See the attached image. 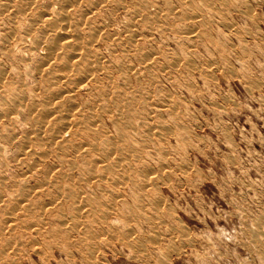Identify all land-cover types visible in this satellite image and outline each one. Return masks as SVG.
<instances>
[{"label":"rangeland","instance_id":"obj_1","mask_svg":"<svg viewBox=\"0 0 264 264\" xmlns=\"http://www.w3.org/2000/svg\"><path fill=\"white\" fill-rule=\"evenodd\" d=\"M30 1L0 0V264H264V0Z\"/></svg>","mask_w":264,"mask_h":264},{"label":"bare ground","instance_id":"obj_2","mask_svg":"<svg viewBox=\"0 0 264 264\" xmlns=\"http://www.w3.org/2000/svg\"><path fill=\"white\" fill-rule=\"evenodd\" d=\"M13 1H14V0H13ZM15 1H16V0H15ZM24 1H25V0H24ZM31 1H32V0H31ZM31 1H30V2H31ZM33 1H34V0H33ZM33 1H32V3H33ZM51 1H52V0H51ZM61 1H62V0H61ZM61 1H60V2H61ZM68 1H69L68 4H70V2H72V0H71V1H70V0H67V2H68ZM76 1H77V0H76ZM76 1H75V2H76ZM87 1H88V0H87ZM119 1H120V0H119ZM18 2H19V1H18ZM18 2H15V3H18ZM34 2H35V1H34ZM52 2H54V1H52ZM56 2H57V0H56ZM58 2H59V0H58ZM73 2H74V1H73ZM75 2H74V3H75ZM79 2H80V1H79ZM19 3H20V2H19ZM21 3H22V2H21ZM26 3H27V1H26ZM50 3H51V2H50ZM65 3H66V2H65ZM154 3H155V2H154ZM36 4H38V6H39V4H40L39 1H38V3H36ZM41 4H42V3H41ZM51 4H53V3H51ZM51 4H49V5L46 4V6H45V7H46V11H45V9L43 8V9H44L43 12H45V13H44V15H43V14H41V15H43V17H44V18L46 17V18L44 19V18H42L41 16H40V17L43 19L44 24L46 23V25H47V23H48V26H49L48 28H51V29H52V28H53V29L58 28L59 30H61L60 32H63V30H65L66 28H68V25H69V24H68V23H69V22H68V20H69L68 17H70L71 14H70V16H68V13L65 11V13H64L63 15H62V14H60V15L58 14L59 16H57L56 18H54V16H53V18H52V17H51L52 12H51V13L49 12V11H50L49 6H50ZM54 4H55V3H54ZM60 4H63V3H60ZM162 4H163V3H162ZM5 5H6V4H5ZM14 5H15V4H14ZM19 5H20V4H19ZM19 5H17V6H19ZM44 5H45V3H44ZM64 5L66 6V4H64ZM74 5H75V4H74ZM91 5H92V4H91ZM103 5H104V3H103ZM116 5H117V4H116ZM7 6H8V5H7ZM12 6H13V5H12ZM28 6H29V5H28ZM33 6H35V5H33ZM42 6H43V5H42ZM56 6H57V5H56ZM60 6H61V5H60ZM72 6H73V4H72ZM10 7H11V5H10ZM20 7H21V6H20ZM25 7H26V10H27V6H25ZM25 7H24V8H25ZM29 7H30V6H29ZM40 7H41V6H40ZM62 7H63V6H62ZM66 7H67V6H66ZM75 7H76V6H75ZM7 8H8V7H7ZM14 8H15V7H14ZM35 8H36V7H34L33 9H35ZM38 8H39V7H37V9H38ZM41 8H42V7H41ZM58 8H59V6H58ZM9 9H10V8H9ZM16 9H17V8H16ZM18 9H19V8H18ZM33 9L31 10L32 12H33ZM53 9H54V8H53ZM67 9L69 10V7H68ZM67 9H66V10H67ZM72 9H73V8H72ZM4 10L6 11V9H4ZM7 10H8V9H7ZM20 10H21V9H20ZM28 10H29V9H28ZM38 10H39V9H38ZM48 10H49V11H48ZM64 10H65V9H64ZM70 10H71V9H70ZM170 10H171V9H170ZM8 11H9V10H8ZM16 11H17V10H16ZM35 11H36V10H34V13H35ZM52 11H53V10H52ZM61 11H62V10H61ZM158 11H160V10H158ZM37 12H38V11H37ZM39 12H40V11H39ZM41 12H42V11H41ZM41 12H40V13H41ZM57 12H58V11H57ZM73 12H74V11H73ZM139 12H140V11H139ZM4 13H5V12H3V14H4ZM10 13H11V11H10ZM10 13H9V14H10ZM14 13H15V12H14ZM59 13H60V12H59ZM74 13H75V12H74ZM11 14H13V13H11ZM17 14H18V13H17ZM36 14H37V13H36ZM36 14H35V15H36ZM38 14H39V13H38ZM157 14H158V13H157ZM157 14H156V15H157ZM159 14H160V13H159ZM200 14H201V13H200ZM1 15H2V14H1ZM4 15H5V14H4ZM15 15H16V14H15ZM52 15H53V14H52ZM54 15H55V14H54ZM150 15H151V17L153 16V14H150ZM12 16H13V15H12ZM18 16H19V15H18ZM85 16H86V15H85ZM89 16H90V15H89ZM159 16H160V15H159ZM7 17H8V16H7ZM9 17H10V16H9ZM9 17H8V18H9ZM15 17H16V16H15ZM71 17H72V16H71ZM87 17H88V16H87ZM34 18H35V20H36V19L39 18V17H37V18L34 17ZM72 18H73V17H72ZM72 18L70 19L71 21L73 20ZM154 18H155V17H154ZM156 18H158V17H156ZM160 18H161V17H160ZM81 19L83 20V17H82ZM161 19H163V17H162ZM161 19H160V20H161ZM190 19H191V18H190ZM28 20H29V19H28ZM40 20H41V19H40ZM70 20H69V21H70ZM74 20H75V19H74ZM84 20H86V19H84ZM155 20H156V19H155ZM19 21H20V20H19ZM33 21H34V20H33ZM36 21H38V20H36ZM79 21H80V19H79ZM153 21H154V19H153ZM41 22H42V21H41ZM41 22H40V23H41ZM75 22H78V20H76ZM80 22L83 23V21H80ZM90 22H91V21H89V23H90ZM145 22H146V21H145ZM188 22H189V21H188ZM194 22H195V21H194ZM17 23H18V22H17ZM37 23H38V22H37ZM149 23H150V21H149ZM155 23H156V22H155ZM176 23H177V22H176ZM29 24H30V23H29ZM33 24H34V23H33ZM38 24H39V23H38ZM74 24H75V23H74ZM90 24H91V23H90ZM90 24H89V25H90ZM157 24H158V23H157ZM18 25H19V24H18ZM31 25H32V23H31ZM34 25H35V24H34ZM42 25H43V24H42ZM75 25H76V24H75ZM83 25H85V23H83ZM87 25H88V24H87ZM91 25H92V24H91ZM161 25H162V24H161ZM38 26H39V25H38ZM43 26H44V25H43ZM43 26H42V27H43ZM71 26H72V24H71ZM71 26H70V27H71ZM77 26H78V25H77ZM163 26H164V25H163ZM15 27H16V26H15ZM25 27H26V26H25ZM44 27H45V26H44ZM44 27H43V28H44ZM70 27H69V28H70ZM85 27H86V26H85ZM168 27H170V26H168ZM28 28H30V27L28 26ZM37 28H38V27H37ZM37 28H36V29H37ZM71 28H73V27H71ZM80 28H81V27H80ZM86 28H87V27H86ZM86 28H85V29H86ZM31 29H32V28H31ZM33 29H34V26H33ZM36 29H35V30H36ZM41 29H42V28H41ZM45 29H46V28H44V30H45ZM51 29H50V30H51ZM53 29H52V31H54V33H55V30H53ZM163 29H164V28H163ZM47 30H48V29H46V31H47ZM56 30H57V29H56ZM71 30H72V29H71ZM87 30H88V28H87ZM28 31H30V30H28ZM36 31H37V30H36ZM66 31H67V30H66ZM69 31H70V30H69ZM39 32H40V33H36V32H34L33 34H40L39 36H41V32H42V31H39ZM70 32H71V31H70ZM73 32H74V31H73ZM88 32H89V31H88ZM96 32H97V31H96ZM44 33H46V32L44 31L42 34H44ZM48 33H49V32H48ZM56 33H57V32H56ZM58 33H59V32H58ZM80 33H81V32H80ZM16 34H17V32H16ZM46 34H47V33H46ZM64 34H68V35H69V34H71V33H63L62 36H64ZM75 34H76V32H75ZM92 34H93V33H92ZM92 34H91V35H92ZM120 34H121V33H120ZM181 34H182V33H181ZM28 35H29V34H28ZM28 35H27V36H28ZM31 35H32V34H31ZM47 35H48V34H47ZM54 35H55V34H54ZM79 35H80V34L77 33L76 38H77V36H79ZM94 35H95V34H94ZM9 36H10V35H9ZM34 36H35V35H34ZM36 36H38V35H36ZM39 36H38V39H39ZM45 36H46V35H45ZM58 36L61 37L60 33H59ZM70 36H71V35H70ZM81 36H82V35H81ZM81 36H80V37H81ZM41 37H42V39L44 38V36H41ZM47 37H49V36H47ZM80 37H79V38H80ZM83 37H84V36H83ZM117 37H118V36H117ZM57 38H58V37H57ZM57 38H54V39L51 40V41H52V45H51V47H53L54 49H57V50H58V48H60V47L62 48V46H64V45L61 44V43H60L61 40H57ZM64 38H65V37H63V39H64ZM72 38H73V37H72ZM85 38H87V37L85 36ZM11 39H12V38H11ZM44 39H45V38H44ZM44 39H43V40H44ZM48 39L50 40L51 38H48ZM58 39H59V38H58ZM61 39H62V38H61ZM43 40H42V41H43ZM64 40H65V39H64ZM66 40H68V38H67ZM66 40H65V42H66ZM69 40H70V39H69ZM71 40H72V39H71ZM71 40H70V41H71ZM81 40H82V38H80L79 41H81ZM84 40H85V39H84ZM84 40H83V42H84ZM121 40H122V39H121ZM35 41H37V38L35 39ZM39 41H41V40H39ZM70 41H69V42H70ZM72 41H73V40H72ZM43 42H45V41H43ZM63 42H64V41H63ZM63 42H62V43H63ZM73 42H75V41H73ZM73 42L70 43V44L67 43V45H65V46H69V45L73 44ZM9 43H10V42H9ZM31 43H32V42H31ZM40 43H41V42H40ZM45 43H46V42H45ZM76 43H78V42H76ZM80 43H82V42H80ZM80 43H79V44H80ZM84 43H86V41H85ZM89 43H90V41H89ZM132 43H133V42H132ZM33 44H34V42H33ZM36 44H38V43H36ZM36 44H35V45H36ZM41 44H43V43H41ZM79 44H78V45H79ZM82 44H83V43H82ZM86 44H87V43H86ZM86 44H84V45H86ZM38 45H39V44H38ZM48 45H49V43H48ZM75 45H77V44H75ZM124 45H125V44H124ZM39 46H40V45H39ZM39 46H38V48H39ZM44 46H45V45H44ZM81 46H82V45H81ZM40 47H41V46H40ZM51 47H50V48H51ZM73 47H74V46H73ZM78 47H79V46H78ZM47 48L50 49L49 46H48ZM61 48H60L59 50H61ZM64 48H65V47H63L62 49H64ZM69 48H70V47H69ZM81 48H82V47H81ZM81 48H80V50H82ZM85 48H86V47H85ZM87 48H89V50H90V47L87 46ZM127 48H128V47H127ZM34 49L37 50L35 47H34ZM34 49H33V50H34ZM42 49H43V47H42ZM51 49H52V48H51ZM65 49H67V48H65ZM57 50H56V51H57ZM71 50H72V49H71ZM80 50H79V51H80ZM13 51H14V50H13ZM50 51L52 52V50H50ZM54 51H55V50H54ZM62 51H63V50H62ZM64 51H66V50H64ZM77 51H78V49H77ZM79 51H78L77 53H79ZM90 51H91V50H90ZM45 52H47V51H44V50H43V53H45ZM57 52H58V51H57ZM80 52H81V51H80ZM86 52H87V51H86ZM5 53H6V52H5ZM48 53H49V51H48ZM65 53H66V52H65ZM73 53H75V52H74V49H73ZM82 53H83V51H82ZM46 54H47V53H46ZM46 54H45V55H46ZM59 54H60V53H59ZM61 54H63V52H62ZM61 54H60V55H61ZM80 54H81V53H80ZM80 54H79V55H80ZM86 54H89V52L86 53ZM2 55H3V54H2ZM34 55H35V54H34ZM38 55L41 56V54H38ZM55 55H56V54H55ZM70 55H71V54H70ZM70 55H69V56H70ZM77 55H78V54H77ZM84 55H85V54H84ZM36 56H37V55H36ZM40 56H38V57H40ZM50 56H51V55H50ZM50 56H49V57H50ZM52 56H54V53L52 54ZM56 56H57V55H56ZM69 56H67V57H69ZM86 56H87V55H86ZM89 56L91 57L90 54H89ZM65 57H66V56H65ZM76 57H77V56H76ZM76 57H74V58H75V61H76ZM81 57H82V56H81ZM83 57H84V56H83ZM25 58H26V57H25ZM32 58H33V57H32ZM41 58H42V56H41ZM43 58H45V61H47V63H48V62H52L51 58H48L47 55H46V57H43ZM43 58H42V59H43ZM58 58H59V57H58ZM58 58H57V59H58ZM79 58H80V57H79ZM92 58H93V57H92ZM27 59H28V58H27ZM39 59H40V58H39ZM42 59H40V60L42 61ZM68 59H69V58H68ZM70 59H71V58H70ZM70 59H69V60H70ZM86 59H87V57H85V59H84L83 61H85ZM31 60H32V59H31ZM36 60H38L37 57H36ZM36 60H35V62H36ZM59 60H60V59H59ZM78 60H79V59H78ZM89 60H90V58H89ZM94 60H95V58H94ZM56 61H57V60H56ZM72 61H73V60H72ZM90 61H91V60H90ZM53 62H54V61H53ZM63 62H64V61H63ZM88 62H89V61H87L86 63H87V64H91V62H89V63H88ZM38 63H39V62H38ZM66 63H67V59H66ZM79 63H82V62H79ZM86 63H85V64H86ZM40 64H41V63H40ZM63 64H65V63H63ZM73 64H74V63H73ZM75 64H76V62H75ZM100 64H101V63H100ZM44 65H45V64H44ZM50 65H54V64H49V66H50ZM66 65H67V64H66ZM66 65H65V66H66ZM81 65H82V64H81ZM93 65H94V64H93ZM35 66H37V65L35 64ZM35 66L33 65V68H35ZM42 66H43V63H42ZM70 66H71V65H70ZM72 66H73V65H72ZM95 66H98V64H97V65L95 64ZM43 67H44V66H43ZM45 67H47V66H45ZM45 67H44V68H45ZM52 67H53V66H52ZM84 67H85V66H84ZM86 67H88V66H86ZM91 67H92V66H91ZM101 67H102V66H100V68H101ZM67 68H68V67H67ZM73 68H74V66H73ZM73 68L71 67V69H73ZM75 68L78 69V67H77L76 65H75ZM75 68H74V70H75ZM89 68H90V67H89ZM93 68H94V67H93ZM46 69H50V67H47ZM58 69H59V66H58ZM60 69L62 70L63 67L60 68ZM65 69H66V68H65ZM77 69H76V70H77ZM81 69H82V68H81ZM97 69H98V68H97ZM52 70H53V69H52ZM52 70H51V71H52ZM63 70H64V69H63ZM63 70H62V71H63ZM43 71H45V70H43ZM47 71H48V70H47ZM62 71H61V72H62ZM67 71H69V70H67ZM67 71H66V72H67ZM70 71L73 72V70H70ZM70 71H69V72H70ZM79 71H80V70H79ZM85 71H87L86 68H85ZM89 71H90V69H89ZM91 71H92V69H91ZM91 71H90V72H91ZM95 71H97V70H96V67H95ZM49 72H50V71H49ZM52 72H55V71H52ZM52 72H51V74H52ZM58 72H59V71H58ZM63 72H64V71H63ZM66 72H64V73H66ZM69 72H67V73H69ZM101 72H102V71H101ZM38 73H39V70H38ZM40 73H41V72H40ZM55 73L57 74V69H56V72H55ZM74 73H75V71H74ZM85 73H86V72H85ZM88 73H89V72H88ZM94 73H95V72H94ZM49 74H50V73H49ZM58 74H59V73H58ZM62 74H63V73H62ZM75 74H77V73H75ZM81 74H82V73H80V75H81ZM83 74H84V73H83ZM89 74H90V73H89ZM92 74H93V73H92ZM40 75H41V74H40ZM43 75H45V74H43ZM46 75H47V74H46ZM77 75L79 76V73H78ZM84 75H86V74H84ZM87 75H88V74H87ZM87 75H86V76H87ZM68 76H69V75H68ZM68 76H67V77H68ZM74 76H75V75H74ZM78 76H76V77H78ZM82 76H83V75H82ZM93 76H94V75H93ZM64 77H65V76H64ZM64 77H63V79H65ZM69 77H70V76H69ZM94 77H95V76H94ZM40 78H42V76H41ZM46 78H47V77H46ZM49 78H50V77H49ZM49 78H48V80H49ZM52 78H53V77H52ZM72 78H73V77H72ZM89 78L92 79V77H89ZM44 79H45V77H44ZM80 79H81V78H80ZM91 79H90V80H91ZM94 79H95V78H94ZM48 80H47V81H48ZM54 80H55V79H53V80L51 79V81L55 82ZM87 80H88V79H87ZM90 80H89V81H90ZM62 81H63V80H62ZM62 81H61V83H63ZM93 81H94V80H93ZM48 82H50V81H48ZM76 82H77V80H76ZM80 82H82V81H80ZM90 82H91V81H90ZM97 82H98V81H97ZM44 83H45V81H44ZM46 83H47V82H46ZM50 83H51V82H50ZM64 83H66V82H64ZM91 83H92V82H91ZM41 84H42V83H41ZM69 84H70V83H69ZM69 84H67V85H69ZM80 84H81V83H80ZM80 84H79V85H80ZM57 85H58V84H57ZM57 85H56V86H57ZM61 85H62V84H61ZM61 85H58V86H61ZM81 85H82V84H81ZM13 86H14V85H13ZM56 86H55V87H56ZM63 86H64V85H63ZM71 86H72V85H71ZM84 86L86 87L87 85H84ZM47 87H48V86H47ZM53 87H54V86H53ZM82 87H83V85H82ZM85 87H84V88H85ZM100 87H101V86H100ZM50 88H51V87H50ZM57 88H59V87H57ZM77 88H78V87H77ZM44 89H45V88H44ZM46 89H47V88H46ZM53 89H54V88H53ZM65 89H66V88H65ZM78 89H79V88H78ZM56 90H57V89H56ZM56 90H55V91H56ZM44 91H45V90H44ZM50 91H51V90H50ZM55 91H54V92H55ZM68 91H69V90H68ZM71 91H72V90H71ZM25 92H26V91H25ZM62 92H63V91H62ZM64 92H65V91H64ZM48 93H49V92H47V94H48ZM50 93H51V92H50ZM50 93H49V94H50ZM49 94H48V95H49ZM52 94H53V93H52ZM59 94H60V93H58V95H59ZM67 94H68V93H67ZM99 94H100V92H99ZM71 95H72V94H70V96H71ZM26 96H27V95H25V99H27ZM60 96H61V95H60ZM49 97H51V95L48 96L47 99H49ZM68 97H69V96H68ZM113 97H114V96H113ZM23 98H24V97H23ZM23 98H21V101H22ZM30 98H31V97H30ZM58 98H59V96H58ZM58 98H57V99H58ZM66 98H67V97H66ZM25 99H23V100H25ZM51 99H52V98L49 99L50 102H51ZM53 99H54V98H53ZM55 100H56V99H55ZM55 100H54V101H55ZM60 100H61V99H60ZM2 101H3V100H2ZM25 101H27V100H25ZM47 101H48V100H47ZM47 101H46V102H47ZM62 101H63V100H62ZM62 101H61V102H62ZM69 101H70V100H69ZM74 101H75V100H74ZM74 101H72V102H74ZM15 102H16V101H15ZM15 102H14V103H15ZM17 102L19 103V101H17ZM57 102H59V101L56 100V103H57ZM65 102H67V101L65 100ZM41 103H45V102H44V101H43V102L41 101ZM67 103H68V102H67ZM8 104H9V103H8ZM11 104H12V103H11ZM53 104H55V103H53ZM53 104H52L51 106H53ZM64 104H65V103H64ZM71 104H72V103H71ZM17 105H18V104H16V106H17ZM33 105H34V107H36V105H35L34 103H33ZM40 105H41V104H40ZM57 105H59V104H57ZM68 105H70V104H68ZM12 106H14V105H12ZM26 106H27V105H26ZM26 106H25V107H26ZM41 106H42V105H41ZM62 106H63V105H62ZM44 107H45V106H44ZM55 107H56V106H55ZM69 107H70V106H69ZM76 107H77V106H75V108H76ZM18 108H20V107H18ZM31 108H32V107H31ZM46 108H47V106H46ZM52 108H53V107H52ZM52 108H51V111L54 110V108H53V109H52ZM57 108H58V107H56V109H57ZM62 108H63V107H62ZM65 108H66V107H65ZM67 108H68V107H67ZM71 108H73V107H71ZM106 108H107V107H106ZM11 109H13V108H11ZM14 109L17 110V108H14ZM34 109H35V108H34ZM34 109H33V110H34ZM36 109H37V108H36ZM39 109H41V107H40ZM68 109H69V108H68ZM73 109H74V108H73ZM101 109H102V108H101ZM117 109H118V107H117ZM117 109H116V110H117ZM7 110H8V109H7ZM21 110H22V109H21ZM46 110H48V108H47ZM64 110H65V109H64ZM64 110H63V111H64ZM70 110H71V109H70ZM124 110H125V109H124ZM51 111H50V112H51ZM56 111H58V110H56ZM71 111H72V110H71ZM98 111H99V110H98ZM101 111H102V110H101ZM121 111H123V110H121ZM0 112H1V111H0ZM21 112H22V111H21ZM21 112H20V113H21ZM27 112H28V111H27ZM58 112H59V111H58ZM74 112H75V111H74ZM76 112L78 113V111H76ZM96 112H97V111H96ZM99 112H100V111H99ZM6 113H7V112H6ZM28 113H29V112H28ZM34 113H35V112H34ZM39 113H40V112H39ZM39 113H38V114H39ZM46 113H48V112L46 111ZM56 113H57V112H56ZM97 113H98V112H97ZM102 113H103V112H102ZM0 114H1V113H0ZM43 114H44V113H43ZM98 114H100V113H98ZM98 114H97V115H98ZM128 114H129V113H128ZM12 115H13V114H12ZM19 115H20V114H19ZM30 115H31V114H30ZM40 115H41V114H40ZM51 115H52V114H51ZM51 115H50V116H51ZM57 115H58V114H57ZM94 115H95V114H94ZM118 115H119V114H118ZM24 116H25V115H24ZM24 116H23V117H24ZM36 116H37V115H36ZM72 116H74V114H72ZM72 116H71V117H72ZM76 116H77V115H76ZM79 116H80V115H79ZM98 116H99V115H98ZM126 116H127V112H126ZM7 117H9V116H7ZM30 117H31V116H30ZM34 117H35V116H34ZM54 117H55V116H54ZM61 117H62L64 120H66L67 122H68V120H70V117H69L68 114L61 115ZM92 117L94 118L93 115H92ZM124 117H125V116H124ZM11 118H12V116H11ZM24 118H25V117H24ZM36 118H37V117H36ZM38 118H39V117H38ZM38 118H37V119H38ZM40 118H41V117H40ZM48 118H49V117H48ZM51 118H52V117H51ZM51 118H50V119H51ZM62 118H60V119H62ZM79 118H80V117H79ZM79 118H78V119H79ZM93 118H92V119H93ZM96 118H97V117H96ZM1 119H2V118H1ZM1 119H0V120H1ZM26 119H27V118H25V120H26ZM29 119H30V118H29ZM32 119H33V118H32ZM53 119L55 120V118H53ZM56 119H57V118H56ZM72 119H73V118H72ZM76 119H77V118H76ZM80 119H81V118H80ZM92 119H89V121L92 120ZM12 120H13V119H12ZM27 120H28V119H27ZM35 120H36V119H35ZM58 120H59V119H58ZM81 120H82V119H81ZM95 120H96V119H95ZM98 120H99V119H98ZM116 120H117V119H116ZM123 120H124V118H123ZM33 121H34V119H33ZM50 121H51V120H50ZM55 121H56V120H55ZM55 121H54V122H55ZM73 121H75V120H73ZM89 121H88V122H89ZM9 122H10V121H9ZM30 122H32V120H31ZM38 122H39V121H38ZM46 122H47V121H46ZM33 123H34V122H33ZM36 123H37V121H36ZM43 123H44V122H43ZM48 123H49V122H48ZM55 123H56V122H55ZM57 123H58V122H57ZM71 123H72V122H71ZM73 123H75V122H73ZM8 124H9V123H8ZM31 124H32V123H31ZM46 124H47V123H46ZM61 124H62V123H61ZM85 124H86V123H85ZM85 124H84V125H85ZM35 125H36V124H35ZM37 125H38V124H37ZM41 125L43 126V124H40V125H38V126H41ZM56 125H57V124H56ZM79 125H80V124H79ZM31 126H34V125H31ZM38 126H37V127H38ZM42 126H41V129H42ZM62 126L64 127V124H63ZM62 126H61V127H62ZM81 126H83V124H82ZM96 126H97V125H96ZM159 126H160V125H159ZM43 127H44V126H43ZM46 127H47V126H46ZM54 127H55V126H54ZM54 127H53V128H54ZM73 127H74V126H73ZM86 127H87V126H86ZM88 127H89V125H88ZM132 127H133V125H132ZM9 128H10V127H9ZM32 128L34 129V127H32ZM47 128H48V127H47ZM47 128H46V130L49 129V128H48V129H47ZM58 128H59V126H58ZM81 128H82V127H81ZM159 128H160V127H159ZM167 128H168V127H167ZM72 129H73V128H72ZM91 129H92V128H91ZM100 129H101V128H100ZM163 129H164V128H163ZM163 129H162V130H163ZM37 130H38V129H37ZM39 130H40V128H39ZM44 130H45V129H44ZM52 130H54V129H52ZM52 130H51V131H52ZM81 130H82V129H81ZM92 130H93V129H92ZM96 130H97V129H96ZM96 130H95V131H96ZM162 130H161V131H162ZM54 131H55V130H54ZM86 131H87V130H86ZM86 131L84 130V132H86ZM95 131H93V132H95ZM121 131H122V130H121ZM164 131H166V130H164ZM8 132H9V131H8ZM37 132H38V131H37ZM52 132H53V131H52ZM88 132H89V131H88ZM88 132H87V133H88ZM97 132H98V131H97ZM10 133H11V132H10ZM45 133H46V132H45ZM45 133H44V134H45ZM65 133L67 134V132H65ZM70 133H71V130H70ZM90 133H91V132H90ZM120 133H121V132H120ZM13 134H14V133H13ZM18 134H19V133H18ZM97 134H98V133H97ZM37 135H38V134H37ZM39 135H40V134H39ZM45 135H46V134H45ZM48 135H49V134H48ZM51 135H53V133H51ZM60 135H62V134L60 133ZM64 135H65V134H64ZM89 135H90V134H89ZM8 136H9V135H7V137H8ZM84 136H86V135L84 134ZM35 137H36V136H35ZM37 137H40V138H41V136H37ZM43 137H45V136H43ZM95 137H96V136H95ZM97 137H99V136L97 135ZM3 138L5 139V137H3ZM9 138H10V137H9ZM27 138H28V137H27ZM30 138H31V137H30ZM58 138H59V137H58ZM67 138H68V137H67ZM67 138H64L63 141L67 140ZM80 138H81V137H80ZM88 138H90V137H88ZM91 138H92V137H91ZM99 138H100V137H99ZM105 138H107V137H105ZM11 139H13V138L11 137ZM14 139H15V137H14ZM28 139H29V138H28ZM33 139L35 140V138H33ZM55 139H56V138H55ZM61 139H62V138H61ZM107 139H108V138H107ZM109 139H110V138H109ZM26 140H27V139H26ZM36 140H37V139H36ZM39 140H40V139H39ZM86 140H88V139L86 138ZM99 140H100V139H99ZM11 141H12V140H11ZM16 141H17V140H16ZM19 141H20V140H19ZM45 141H47V140H45ZM48 141H49V140H48ZM55 141H56V140H55ZM100 141H101V140H100ZM5 142H6V141H5ZM24 142H25V141H24ZM24 142H23V143H24ZM26 142H27V141H26ZM33 142H34V141H33ZM33 142H32V143H33ZM59 142H60V141H59ZM74 142H75V141H74ZM8 143H9V141H8ZM8 143H7V144H8ZM49 143H51V142H49ZM52 143H53V142H52ZM64 143H65V142H64ZM68 143H69V142H68ZM92 143H93V142H92ZM16 144H17V143H15V145H16ZM25 144H26V143H25ZM25 144H24V145H25ZM27 144H28V143H27ZM80 144H81V143H80ZM88 144H89V143H88ZM90 144H91V142H90ZM90 144H89V145H90ZM110 144H111V143H110ZM116 144H117V143H116ZM118 144H119V143H118ZM9 145H10V144H9ZM19 145H20V144H19ZM19 145H18V146H19ZM45 145H46V144H45ZM49 145H50V144H49ZM49 145H48L47 147H49ZM77 145H78V144H77ZM91 145H92V144H91ZM75 146H76V145H75ZM24 147H25V146H24ZM24 147H23V149H24ZM28 147H29V145H28ZM76 147L79 148L78 146H76ZM87 147H88V146H87ZM90 147H91V146H90ZM92 147H93V146H92ZM19 148H20V147H19ZM21 148H22V147H21ZM25 148H26V147H25ZM32 148H33V147H32ZM38 148H39V147H38ZM40 148H41V147H40ZM43 148H44V147H43ZM58 148H59V147H58ZM66 148H69V147H66ZM70 148H71V147H70ZM79 149H80V148H79ZM79 149H77V151H79ZM81 149H82V148H81ZM85 149H86V148H85ZM89 149H90V148H89ZM91 149H93L94 151L97 150V149L95 150L94 147L91 148ZM45 150H46V149H45ZM50 150H51V149H50ZM62 150H63V149H62ZM72 150H73V149H72ZM86 150H87V149H86ZM98 150H99V149H98ZM1 151H2V150H1ZM42 151H43V150H42ZM116 151H117V150H116ZM45 152H47V151H45ZM70 152H71V151H70ZM98 152H99V151H98ZM98 152H97V154H98ZM100 152H103V151H100ZM65 153H66V152H65ZM103 153H104V152H103ZM38 154H39V153H38ZM41 154H42V153H41ZM43 154H44V153H43ZM59 154H60V153H59ZM97 154H96V155H97ZM99 154H100V153H99ZM81 155H83V154H81ZM94 155H95V154H94ZM101 155L103 156V154H101ZM118 155H119V154H118ZM39 157H44V156H42V155L40 156V155H39ZM58 157H59V155H58ZM94 157H95V156H94ZM104 157H105V155H104ZM60 158H61V157H60ZM74 158H75V157H74ZM80 158H81V157H79V159H80ZM83 158H84V157H83ZM32 159H33V158H32ZM58 159H59V158H58ZM58 159H56V160H58ZM35 160H37V159H35ZM41 160H42V159H41ZM95 160H96V159H95ZM109 160H110V158H109ZM30 161H32V160H30ZM37 161H38V160H37ZM58 161H59V160H58ZM58 161H57V162H58ZM60 161H61V160H60ZM39 162H40V161H39ZM104 162H105V161H104ZM113 162H114V161H113V159H112V163H113ZM31 163H32V162H31ZM31 163H29V164H31ZM33 163H34V162H33ZM33 163H32V164H33ZM40 163H41V162H40ZM55 163H56V162H55ZM55 163H54V164H55ZM60 163H62V161H61ZM110 163H111V161H110ZM32 164H31V165H32ZM35 164H36V163H34V166H35ZM107 164H108V163H107ZM113 164H114V163H113ZM37 165H38V164H37ZM57 165H59V164H57ZM50 166H51V165H50ZM50 166H49V167H50ZM100 166H102V165H99V167H100ZM4 167H5V166H4ZM35 167H36V166H35ZM46 167H47V166H46ZM56 167H57V166H56ZM40 168H41V167H40ZM40 168H39V169H40ZM59 168H60V167H59ZM37 169H38V168H37ZM37 169H36V170H37ZM56 169H57V168H56ZM98 169H100V168H98ZM51 170H52V169H51ZM70 170H71V169H70ZM23 171H24V170H23ZM27 172H28V171H27ZM41 172H42V171H41ZM58 172H59V171H58ZM58 172H56V173L58 174ZM62 172H63V171H62ZM101 172H102V171H101ZM25 173H26V172H25ZM50 173H51V172H50ZM53 173H54V172H53ZM56 173H55V174H56ZM63 173H64V172H63ZM23 174H24V173H23ZM64 174H65V173H64ZM122 174H123V173H122ZM24 175H25V174H24ZM26 175H27V174H26ZM28 175H29V174H28ZM41 175H42V174H41ZM46 175H47V174H46ZM29 176H30V175H29ZM53 176H54V174H53ZM26 177H27V176H26ZM47 177H48V176H47ZM51 177H52V176H51ZM54 177H56V176H54ZM65 177H67V176H65ZM121 177H122V176H121ZM123 177H124V176H123ZM123 177H122V178H123ZM8 178H9V177H8ZM8 178H7V179H8ZM25 179H26V178H25ZM45 179H46V178H45ZM48 179H49V178H48ZM52 179H54V178H52ZM46 180H47V179H46ZM68 180H69V179H68ZM68 180H67V181H68ZM61 181H62V180H61ZM57 182H58V181H57ZM11 183H12V182H11ZM26 183H27V182H26ZM46 183H47V181H46ZM65 183H66V181H65ZM67 183H68V182H67ZM69 183H70V182H69ZM43 184H44V179H43ZM15 185H17V183H16ZM54 185H55V183H54ZM47 186H49V183H48ZM69 186H71V185H69ZM23 187H24V185H23ZM71 187H73V186H71ZM37 188H39V187H37ZM46 188H47V187H46ZM39 189H41V188H39ZM3 190H4V189H3ZM22 190H23V189H22ZM56 190H57V189H56ZM65 191H66V190H65ZM54 192L56 193V191H54ZM54 192H53V193H54ZM72 192H73V191H72ZM23 193H24V192H23ZM57 193H58V191H57ZM57 193H56V194H57ZM64 193H65V192H64ZM66 193H67V192H66ZM58 194H59V193H58ZM19 195H20V194H19ZM59 196H60V195H59ZM20 197H21V196H20ZM67 197H68V194H67ZM73 197H74V196H73ZM15 198H16V197H15ZM61 198H62V197H61ZM80 198H81V197L79 196V199H80ZM55 201H57V199H56ZM0 202H1V201H0ZM77 202H78V201H77ZM2 203H3V202H2ZM26 203H27V202H26ZM26 203H23V204H26ZM56 203H57V202H56ZM78 203H79V202H78ZM80 203H81V202H80ZM86 203H87V202H86ZM12 204H14V203H12ZM0 205H1V203H0ZM18 206H19V205H17L16 208H19ZM25 206H26V205H25ZM6 207H7V206H6ZM27 207H28V206H27ZM79 207H80V206H79ZM20 208H21V207H20ZM20 208H19V209H20ZM9 209H10V208H9ZM37 209H38V208H37ZM14 210H16V209L14 208V205H13V211H14ZM7 211H8V210H7ZM9 211H10V210H9ZM13 211H11L10 213H12ZM26 211H27V210H26ZM17 212H19V210H18ZM21 212H22V210H21ZM78 212H79V211H78ZM13 213H14V212H13ZM25 213H26V212H25ZM31 213H32V212H31ZM21 214H23V213H21ZM27 214H28V213H27ZM23 215H24V214H23ZM28 215H29V214H28ZM10 216H11V215H10ZM76 216H77V215H76ZM12 218H13V217H12ZM10 222H11V221H10ZM54 224H55V223H54ZM55 225H56V224H55ZM53 226H54V225H53ZM2 228H3V227H2ZM8 228H9V227H8ZM10 228H11V227H10ZM12 228H13V227H12ZM4 229H5V228H4ZM4 229H3V230H4ZM8 230H10V229H8ZM15 230H16V229H15ZM5 232H6V230H5ZM3 237H4V236H3ZM12 249H13V248H12Z\"/></svg>","mask_w":264,"mask_h":264}]
</instances>
